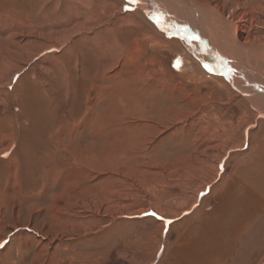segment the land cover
Instances as JSON below:
<instances>
[{
  "label": "rangeland",
  "instance_id": "1",
  "mask_svg": "<svg viewBox=\"0 0 264 264\" xmlns=\"http://www.w3.org/2000/svg\"><path fill=\"white\" fill-rule=\"evenodd\" d=\"M147 1L0 0V264H264V112ZM216 1L250 86L264 0Z\"/></svg>",
  "mask_w": 264,
  "mask_h": 264
},
{
  "label": "bare ground",
  "instance_id": "2",
  "mask_svg": "<svg viewBox=\"0 0 264 264\" xmlns=\"http://www.w3.org/2000/svg\"><path fill=\"white\" fill-rule=\"evenodd\" d=\"M147 2L148 3L143 2L138 8L142 9L145 12L146 11L145 6L147 7L148 4L150 5L152 4V2H157L158 4L162 6V8H164L166 11L169 12V14L171 15L170 17L174 19L178 17V19H180L182 28L185 27L186 29V26H189L191 28V30L189 29L190 35H187L184 33V37H186L185 39L190 37L189 42L187 43L188 46L190 47L189 50L192 53H194L197 57H199L200 60H203L204 62H206V64H209L208 66H212L214 68L217 67L219 69L218 71L224 76L223 78L229 82L230 86L228 83H227V86H229L230 88L232 87L233 90H235V92H237L242 98L247 99L249 103L251 104L252 108H254V110L257 109L260 112H264V105H262L261 107L260 104L254 103L253 99L250 97L251 94L253 96H257L258 99H260V96H262L263 98L261 100L264 101V77L263 75L258 72L254 73V76L255 75L258 76L257 81H254V82L250 81V86L247 85V82L246 83L244 82L245 85H239L240 83H238V80H236L237 81L236 83L234 80L235 75L233 74L235 73L234 71H237V70L236 69H233L234 71L231 70L233 76L229 73L228 67L224 61L225 58H227L226 55H222L221 53V57H220V55L217 54L218 52H216L217 51L216 45L214 44V41L212 40L215 38V39H218V41H221L222 43H224V46L226 47V49H228L230 53H235L236 56L238 57V58L235 57L236 58L235 66L238 68L242 67L244 69L243 67L244 64L249 65L251 63L248 61H245L246 62L245 63L243 61V59L245 60V58L246 59L248 58L246 57V54H245V51H246L244 48L245 44L244 45L240 44L239 46L235 44L236 40H238L236 34H239L238 33L239 29L243 27H245V29L249 30L250 32L254 31L255 23L259 19V14L257 11L256 12L248 11L250 13L245 12L240 17H238V20H235L233 18L234 13L232 14L230 13L228 16V19L230 20V22L229 21L226 22L221 17L223 14L222 6L216 0H148ZM263 3L261 2V4ZM183 4H185V7ZM203 6H207L208 9H205L206 7L204 8ZM261 9H264V7ZM194 12L200 15L203 22L200 18L198 19L195 18L196 15ZM124 17L125 18L123 19L119 18L120 19V21L118 22L119 24H125L127 22V17L126 16ZM93 18H96V15H94ZM207 25L208 27H210L209 31L207 29L208 28ZM78 27H81V25H77V28ZM196 27H197V30L199 28L201 30H198L197 32ZM155 34L157 36L162 37V39L164 40V37L161 34L157 32ZM249 37L250 38L253 37V34L252 35L249 34ZM251 39H253L252 41L255 40L254 38H251ZM256 40L258 39L256 38ZM260 48L261 49L259 52H261L262 50V52L264 53V47H260ZM239 59H242V61ZM208 60L210 63L208 62ZM250 60H252L253 63H256L258 66H261V67L264 66V55L260 57L258 55H256V57L251 56ZM242 68H239L238 70L240 69L243 70ZM208 69L210 70V68ZM228 73L232 76L231 78L229 77ZM241 78H244V77L241 76ZM258 79H259V82H258ZM255 86H259L260 88H263L262 89L263 92L260 90L259 91L252 90L251 88L247 89L249 87L254 88ZM262 117H264V115Z\"/></svg>",
  "mask_w": 264,
  "mask_h": 264
},
{
  "label": "crops",
  "instance_id": "3",
  "mask_svg": "<svg viewBox=\"0 0 264 264\" xmlns=\"http://www.w3.org/2000/svg\"><path fill=\"white\" fill-rule=\"evenodd\" d=\"M151 5V6H150ZM148 4L147 7L145 6L146 8V15L150 18V21L154 24V25H157L158 26V29H157V33H160V34H167V35H170L167 33L166 30H170V31H176V33L180 34V35H183V33L181 32V30L179 29V27L175 24V21L172 19V17L169 16V13L164 9L162 8V6H160V4H158L157 2H152V4ZM157 7V8H156ZM138 9V6H135L133 5V7L130 9V11H127L126 9L123 11V14H126L127 12H132L134 10ZM154 9V10H153ZM149 10V11H148ZM162 10V11H161ZM165 10V11H164ZM160 12V13H159ZM144 13V11H143ZM144 13V14H145ZM195 13V12H194ZM149 14V15H148ZM195 18L198 19L199 18V14L198 13H195ZM156 17H158L159 19L157 20ZM173 22V23H172ZM160 29L162 31H160ZM184 29V33L187 34V35H190V30L191 28L189 26H186V29L185 27L183 28ZM190 29V30H189ZM200 30V28L198 29ZM197 30V27H196V31L198 32ZM186 35V36H187ZM186 37H184V40L188 41L189 42V38L185 39ZM175 39V38H174ZM214 51V50H213ZM218 54V53H217ZM212 67V66H211ZM216 69V68H215Z\"/></svg>",
  "mask_w": 264,
  "mask_h": 264
},
{
  "label": "snow or ice",
  "instance_id": "4",
  "mask_svg": "<svg viewBox=\"0 0 264 264\" xmlns=\"http://www.w3.org/2000/svg\"><path fill=\"white\" fill-rule=\"evenodd\" d=\"M156 19L158 20L159 18H158V17H156Z\"/></svg>",
  "mask_w": 264,
  "mask_h": 264
}]
</instances>
